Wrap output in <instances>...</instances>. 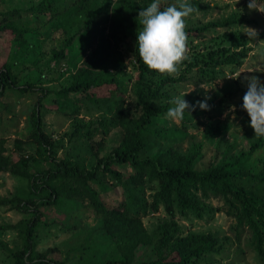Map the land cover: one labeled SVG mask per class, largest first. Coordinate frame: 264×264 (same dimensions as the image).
I'll return each mask as SVG.
<instances>
[{
  "label": "trees",
  "instance_id": "trees-1",
  "mask_svg": "<svg viewBox=\"0 0 264 264\" xmlns=\"http://www.w3.org/2000/svg\"><path fill=\"white\" fill-rule=\"evenodd\" d=\"M3 1L0 0V6ZM55 1L40 0L24 10L0 9V44L5 40L9 42V50L0 57V100L6 89L22 93L35 90L32 82L20 86L10 64L12 55L28 52L26 35L36 32L38 36L37 28L19 23L24 16L22 11L30 13L34 20L47 16L41 27L49 23L50 28L54 25L64 30L68 27L64 18H77L79 22L85 19L76 27L70 25L72 33L63 46L53 52L54 59L68 64L69 82L57 91L40 88L41 95L29 114L30 131L25 140H15L17 152L13 156L4 155L5 139L0 138V172L25 178L29 192L27 197L13 196L0 202L10 204L11 210L29 214L14 224L4 225L15 230L21 239L20 247L11 252L12 264H66L64 259L49 258L48 250L36 249V231L43 225L40 207L61 205L63 201L80 203L94 214L96 230L105 240L108 252L95 262L72 264H198L203 255L221 249L218 236L209 232H184L174 217L178 213L181 217L209 221L215 210L224 211L234 219L238 242L241 234L248 232L249 247L264 260V171L254 170L247 164L251 155L264 146V137L254 135L248 147L235 156H231L230 149L215 153L207 167L199 170L195 165L202 157L201 143H190L182 151L173 141L177 130L160 127L158 123L171 107L159 100L168 95L166 85L185 80L187 73L193 71L201 81L214 79L224 67L241 66L250 47L238 38L233 39L232 48L219 47L202 54L200 59L189 61L179 76L173 78L149 70L136 54V31L141 30L138 13L145 8L137 0H73L61 12L55 10ZM54 17L58 20L53 21ZM104 22H108L107 26L100 25ZM251 22L245 14L230 15L187 26L186 32L191 37L213 28ZM119 34H131L135 40L132 52L136 75L131 94L140 111L134 115L127 111L117 74L126 67L119 48ZM79 37H84L86 44L83 54L72 61L69 53ZM51 91L57 95L51 104H55L56 109L64 110L72 103H80L99 113L96 126L90 125L93 122L77 124L73 135L84 128H87L88 138L97 131L107 135L111 127L117 126L122 129L120 144L111 153L98 157L90 168L58 157L56 143L44 131L42 121L41 110L45 105L42 100ZM78 94L80 97L75 96ZM72 111L77 114L78 109ZM23 142L33 145V153H22ZM117 166H128L131 172L125 176ZM105 175L111 178L110 184L104 181ZM145 184L155 185L149 200L133 193ZM110 186H119L126 192L115 206L106 205L100 198V191ZM211 199L221 200V206L209 205L207 202ZM148 207L153 212L163 207L170 217L169 221L159 224L156 234L150 233L142 222V213L145 214Z\"/></svg>",
  "mask_w": 264,
  "mask_h": 264
},
{
  "label": "rangeland",
  "instance_id": "rangeland-1",
  "mask_svg": "<svg viewBox=\"0 0 264 264\" xmlns=\"http://www.w3.org/2000/svg\"><path fill=\"white\" fill-rule=\"evenodd\" d=\"M39 1L4 0L0 9L19 8L24 10L38 4ZM71 1L73 0H56L54 8L61 12ZM112 1L115 2V0ZM137 1L144 7L152 2V0ZM175 2L176 0H163L162 5ZM189 2L195 4L197 11L187 18V26L239 14H245L252 21L233 27L213 28L188 37L190 59L182 64L180 72L189 61L200 59L202 54L208 53L212 49L232 48L233 39L237 40L238 38L239 42L250 47V51L241 66L224 67L219 76L214 79L201 81V77L196 71L187 73L185 80L166 85L164 89L168 90V95L166 98L159 99L162 104H166L172 97L189 91L184 97L189 104H196L197 101L210 97L207 99V104L210 106L208 110L200 109L197 105L193 112L184 115V126H182L183 120L174 122L164 117L158 121L160 127L167 126V128L177 130L173 141L178 149L184 151L190 143H201L202 157L195 165L200 170L207 167L215 153L221 154L230 149L231 156H235L242 148H247L248 141L254 138L249 117L241 107L242 97L247 91V81L243 78L245 75H256L264 82V71H244L252 68L264 70V13L256 10L250 11L247 7L248 0H238L235 5L234 0H189ZM259 2L264 5V0H259ZM21 13L24 16L19 23L25 25L27 23L35 29L37 28L38 36L36 32L26 35L28 52L23 55H12L10 64L20 86L32 82L35 90H27L22 93L19 90L6 89L1 97L0 138L5 139L3 146L6 156H13L17 152L14 145L16 139H26L30 131L29 114L35 106L38 96L41 95L40 88L57 91L69 82L71 75L66 68L68 64L65 60L54 59L53 52L60 49L64 40L72 33L70 25L76 27L85 20L79 22L77 18H64L68 22L66 31L64 28L54 25L50 28L49 23L41 27L46 22L47 16L41 20H34L33 17H30V13L28 15L24 11ZM57 17H54L53 21H57ZM97 18L100 19V17ZM107 24L108 22L100 23L102 26H107ZM244 26L256 29L258 34L250 39L244 32L248 31ZM119 37V48L126 67L118 70L117 74L121 82L127 111L134 115L140 111L136 109L134 96L131 94V86L136 75L132 52L135 40L131 34L126 36L119 34ZM73 43L74 48L69 53L72 61L83 54L82 49L85 47L86 39L79 37ZM8 50L9 42L7 40L1 42L0 57H3V54ZM69 67L71 68V65ZM239 73V78H235ZM53 91L49 92L46 99L42 100L45 104L41 110L43 129L56 143L58 157L90 168L98 157L111 153L120 144L122 129L117 126L111 127L107 135L97 131L88 138L86 136L87 128H84L81 132L73 135L72 131L77 124L93 122L90 125L96 126V118L99 113L80 103H72L64 110L56 109L55 104L51 105L54 103L53 98L57 97ZM75 96L80 97L79 94ZM169 105L172 106L170 103ZM232 106H234V118ZM73 108L74 110L78 109L77 114L73 113ZM22 147L24 149L22 153L25 155L34 151L33 145L30 143L23 142ZM247 164L254 170L264 171V146L251 155ZM41 165L43 166L44 163ZM117 169L125 176L131 172L128 166H117ZM103 179L106 184L111 183L109 175H105ZM93 186L99 189L98 185L93 184ZM139 188L133 193L149 200L155 185L145 184ZM140 191L144 193V196L140 195ZM125 194L126 192L121 187L110 186L107 190L100 191V198L106 205L115 206L122 197H125ZM28 195L25 178L9 172H0V202L13 196L27 197ZM207 203L216 208L221 206L222 201L211 199ZM9 205L0 204V264H12L11 252L19 248L21 244L17 232L4 227V225L14 224L29 215L14 209L11 210ZM40 210L43 225H40L36 231L38 234L36 249L38 251L48 250L49 258L64 259L66 264H72L73 262H95L103 259L108 253L105 251V240L101 238L100 234L98 235L96 230L97 219L90 210L82 208L80 203L63 201L61 205L41 206ZM174 218L184 232H209L218 236L221 249L218 252L203 255L198 264H264V260L249 247L248 232L244 231L241 234L239 242L235 239V221L224 211L215 210L213 219L209 221L181 217L178 213ZM169 220L170 217L163 207L157 212L151 211L148 207L145 214L142 213L143 225L153 234H156L159 224Z\"/></svg>",
  "mask_w": 264,
  "mask_h": 264
},
{
  "label": "clouds",
  "instance_id": "clouds-1",
  "mask_svg": "<svg viewBox=\"0 0 264 264\" xmlns=\"http://www.w3.org/2000/svg\"><path fill=\"white\" fill-rule=\"evenodd\" d=\"M237 2L238 0H234V5ZM162 3L163 0H152L147 7L139 11L141 30L136 31V54L149 70L175 78L179 76L182 64L190 59L186 21L197 11V7L193 6L189 0H176L175 3L164 7ZM247 7L250 11L264 13V5H261L259 0H248ZM244 28L248 30L244 32L250 39L258 34L254 28L246 26ZM246 70L248 72L264 71L260 68L244 71ZM240 73L235 78H239ZM243 79L247 81V91L242 97L241 107L249 117L254 135L264 137V82L256 75H245ZM189 92L170 99L169 103L172 106L167 109L165 119L174 122L182 121L185 112L190 114L197 105L200 109H209L207 99L210 97L197 101L196 104H189L184 99ZM232 110L234 118V106Z\"/></svg>",
  "mask_w": 264,
  "mask_h": 264
}]
</instances>
